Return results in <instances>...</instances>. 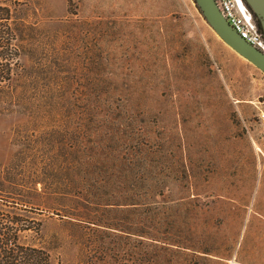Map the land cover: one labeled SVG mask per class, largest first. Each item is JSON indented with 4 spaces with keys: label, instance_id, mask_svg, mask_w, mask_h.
Segmentation results:
<instances>
[{
    "label": "rangeland",
    "instance_id": "rangeland-1",
    "mask_svg": "<svg viewBox=\"0 0 264 264\" xmlns=\"http://www.w3.org/2000/svg\"><path fill=\"white\" fill-rule=\"evenodd\" d=\"M0 4V51L16 32L20 53L0 59V211L21 244L53 264H264V72L193 0Z\"/></svg>",
    "mask_w": 264,
    "mask_h": 264
},
{
    "label": "trees",
    "instance_id": "trees-1",
    "mask_svg": "<svg viewBox=\"0 0 264 264\" xmlns=\"http://www.w3.org/2000/svg\"><path fill=\"white\" fill-rule=\"evenodd\" d=\"M193 2L198 12L203 16L196 0H193ZM11 19L10 8L0 4V28L6 27V29H8L7 25ZM256 20L261 33L264 35L259 20L257 18ZM13 36H17L16 32L11 37L6 38L7 48H9V46L13 48H10V51H0V59L5 57V59H9L10 61L15 57H19L20 53L19 51H15L17 48L12 42V40L17 39V37L15 38ZM3 38L4 37L0 35L1 41ZM0 47H3V42H0ZM1 66L2 64H0V72L6 71L8 75L11 73L12 68H10V62L8 65H5L6 67L1 68ZM1 78H3V76H1ZM10 213L13 214L11 215ZM16 214V212L7 209H1L0 211V264H53L50 253L46 249L20 243L18 238L19 229L11 225L12 223L20 221L19 216Z\"/></svg>",
    "mask_w": 264,
    "mask_h": 264
},
{
    "label": "water",
    "instance_id": "water-1",
    "mask_svg": "<svg viewBox=\"0 0 264 264\" xmlns=\"http://www.w3.org/2000/svg\"><path fill=\"white\" fill-rule=\"evenodd\" d=\"M264 32V0H245ZM203 17L219 37L264 72V52L244 39L227 21L215 0H196Z\"/></svg>",
    "mask_w": 264,
    "mask_h": 264
},
{
    "label": "built area",
    "instance_id": "built-area-1",
    "mask_svg": "<svg viewBox=\"0 0 264 264\" xmlns=\"http://www.w3.org/2000/svg\"><path fill=\"white\" fill-rule=\"evenodd\" d=\"M230 25L248 42L264 52V35L245 0H215Z\"/></svg>",
    "mask_w": 264,
    "mask_h": 264
},
{
    "label": "bare ground",
    "instance_id": "bare-ground-1",
    "mask_svg": "<svg viewBox=\"0 0 264 264\" xmlns=\"http://www.w3.org/2000/svg\"><path fill=\"white\" fill-rule=\"evenodd\" d=\"M243 57V56H242Z\"/></svg>",
    "mask_w": 264,
    "mask_h": 264
},
{
    "label": "crops",
    "instance_id": "crops-1",
    "mask_svg": "<svg viewBox=\"0 0 264 264\" xmlns=\"http://www.w3.org/2000/svg\"><path fill=\"white\" fill-rule=\"evenodd\" d=\"M251 63V62H250Z\"/></svg>",
    "mask_w": 264,
    "mask_h": 264
}]
</instances>
